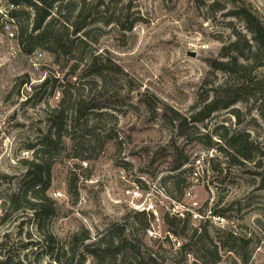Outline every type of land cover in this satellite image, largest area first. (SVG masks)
<instances>
[{
    "label": "rangeland",
    "instance_id": "obj_1",
    "mask_svg": "<svg viewBox=\"0 0 264 264\" xmlns=\"http://www.w3.org/2000/svg\"><path fill=\"white\" fill-rule=\"evenodd\" d=\"M128 1L104 0V5L93 12L97 20L88 27L92 51L102 60L116 63L122 74H109L110 82L106 85L95 79L97 86L90 92L92 78L78 79L82 65L75 76H70L68 69L60 70L53 64L52 56L41 48H35L30 55L23 54L17 33L15 39L8 40L0 28V264L51 262L48 246H35L40 236L31 208L26 206L12 212L4 221L1 217L9 205V197L17 194L27 181L26 166L21 162L33 158V150L27 145L35 143L46 131L49 112L58 102L60 85L66 83L83 87L78 90L81 93L96 96L101 108L94 110L89 119H94L97 133L106 143L86 163L67 156L70 152L67 138L65 147L55 155L52 183L47 192L55 201L54 214L41 224L44 232L52 233L58 240L56 246H64L74 233L84 229L91 236L87 243L92 242L110 224L122 223L132 210L122 190L136 185L141 200L152 198L156 215L152 214L150 229L134 232L143 242L142 251L153 253L161 263L197 261L193 254L183 256L177 250L184 237L170 235L169 241L164 239L162 213L178 212L183 217L181 214L189 211L190 225L205 224L217 243L230 229L249 238L247 264H264V160L257 166L264 158L257 154L253 161L231 165L229 158L216 152L207 162L206 153L210 149L204 143L206 134L213 141H220L212 132L223 125L231 132H248L264 151L260 100L257 96L243 98L227 109L213 112L203 122L190 121L202 105L204 94L213 97V90L229 80L227 73L215 70L210 61L223 59L222 47L238 33L251 37L244 23L231 14L236 4L233 0ZM246 1L264 20V0ZM6 9V1L0 0V10ZM120 10L122 18L136 21L129 31L102 21ZM242 61L249 69L252 67L251 75L264 76V57L254 62V54H250L249 60ZM46 79L48 87H37ZM141 96L148 98L157 110H151ZM262 103L264 107V100ZM166 107L169 109L164 110ZM170 109L186 120L184 125L170 120ZM174 145L189 159L197 154L203 156L207 171L201 173L191 198H181L182 210L173 211L177 192L170 182L163 184L162 179L169 174ZM220 145L224 147L223 141ZM73 178L75 186H70ZM184 186L185 191L189 183L184 182ZM54 191L62 196L54 199ZM207 209L220 213L225 221L215 224L205 217L193 218L194 214L203 217ZM78 249L82 251V246ZM219 254L221 261L216 264H241L232 252L219 249ZM85 255L84 264H94L92 256ZM66 258L62 259L68 262Z\"/></svg>",
    "mask_w": 264,
    "mask_h": 264
},
{
    "label": "trees",
    "instance_id": "obj_2",
    "mask_svg": "<svg viewBox=\"0 0 264 264\" xmlns=\"http://www.w3.org/2000/svg\"><path fill=\"white\" fill-rule=\"evenodd\" d=\"M6 1L15 6L8 14L15 21L19 47L23 54L30 55L35 48H41L52 56L53 64L59 66L60 70L68 69L70 76H75L80 69L79 66L82 65L77 78H92L91 83H88L89 92L97 86L95 79L106 85L110 82L109 74H122L121 68L116 63L108 59L102 60L99 55L94 54L90 43L91 29L88 27L97 20L93 12L97 6L104 5V0H93L94 5H90L92 0ZM233 1L236 7L231 14L244 23L251 37L248 39L244 34L238 33L233 41L222 47L220 57L223 59L210 61L211 67L227 73L229 80L213 90V97L210 98L208 93L204 94L202 105L190 117L191 122H203L213 112L227 109L243 98L251 96H257L260 100V112L264 119V107H262L264 76L258 78L251 75L252 67L249 69L248 64L242 61L249 60L250 54H254V62L264 57V20L246 0ZM128 2L131 3L132 0ZM123 16L120 10L118 13H111L102 21L105 25L114 24L123 31H129L136 21H129L126 16L122 18ZM60 86L58 102L49 112L46 131L35 143L27 145L28 149L33 150V158L21 161L26 166L27 181L17 194L9 197V205L5 208L6 212L1 219L7 220L9 214L26 206L31 208L37 218L36 228L40 236L35 246L40 247L43 244L48 246L50 264H84L85 254L92 256L94 264H163L153 253L142 251L143 242L134 232L137 230L146 232L150 229L154 219L152 213L129 210V213L123 217L122 223L110 224L103 232L98 233L96 240L89 243L87 242L90 241L91 236L85 229L74 233L64 246H56L58 240L55 236L43 231L41 223L54 214L55 201L47 192L52 183V164L55 155L65 147L64 139L67 138L70 142V152L66 153L67 156L78 162L89 160L96 153L95 151L101 152L106 143L103 136L97 133L98 128L94 119H89V116L94 114V110L101 108L96 96L81 93L78 90L83 87H76L70 83ZM37 87H48V80H44ZM141 101L148 106L151 105L149 99L144 96H141ZM150 108L153 111L157 110L154 104ZM167 109L169 107L164 110ZM170 110L172 112L170 120L179 121L180 126L184 125L186 120L181 118L178 112ZM212 133L223 141L224 147L220 145V141H213L208 134L204 135L206 147L214 148L225 158H229L231 165L253 161L257 154L260 158H264V151L259 149L258 144L246 131L231 132L220 125ZM263 160L261 159L257 166L260 167ZM188 161V155L174 145L169 174L162 179V182L171 183L173 190L177 192L175 197L177 203H180L184 196V182L189 170L186 169ZM213 168L216 170L215 167ZM75 181L76 178H73L70 186H75ZM183 215L185 216L169 211L162 213L161 220L166 227L164 239L169 241L170 235L175 238L184 237L185 240L177 250L183 256L193 254L197 260L193 264L220 262L219 249L232 252L240 259L241 264H247L249 255L246 249L251 243L249 238L241 237L230 229L224 232L222 239L217 243L208 233L205 224L193 227L190 225L191 213L185 211ZM129 218L132 221H128ZM128 227L133 229L129 230ZM79 246H82V251H79ZM64 257H67L68 262L62 259Z\"/></svg>",
    "mask_w": 264,
    "mask_h": 264
},
{
    "label": "built area",
    "instance_id": "obj_3",
    "mask_svg": "<svg viewBox=\"0 0 264 264\" xmlns=\"http://www.w3.org/2000/svg\"><path fill=\"white\" fill-rule=\"evenodd\" d=\"M6 1V0H5ZM6 11L0 10V28L2 33L4 34L5 38L8 40H13L16 37V24L14 19H12L8 12L11 9H14L15 6L7 3L6 1ZM33 65L36 67V63H33ZM217 150L214 148H211L204 156L206 157L207 162L210 161L211 157H213L214 153H216ZM186 166H190V169L188 170L186 174V182L189 183V187L184 192L185 198H191L193 187L198 183L199 179L201 178V173L204 171V157L200 155H193L190 157L188 164ZM207 171V169H205ZM122 195L125 199V202L130 206V208L134 211H144L146 213H152L156 215V211L154 209V201L150 196H147L143 200H141L142 194L138 186H128L126 188H123ZM62 196V193L59 191H54L52 193V197L54 199H57ZM84 197L81 199L83 200ZM85 199V198H84ZM84 201V200H83ZM174 210H182V205L180 203L173 204V211ZM178 213V212H177ZM179 214V213H178ZM181 214V213H180ZM203 217H201L199 214H194L193 218H206L208 221L213 222L215 224H221L225 221V217L222 216L220 213L214 212L213 209H207L203 213ZM183 215V213L181 214Z\"/></svg>",
    "mask_w": 264,
    "mask_h": 264
},
{
    "label": "water",
    "instance_id": "obj_4",
    "mask_svg": "<svg viewBox=\"0 0 264 264\" xmlns=\"http://www.w3.org/2000/svg\"><path fill=\"white\" fill-rule=\"evenodd\" d=\"M190 56H191V57H193V56H194V53H193V52H191V53H190Z\"/></svg>",
    "mask_w": 264,
    "mask_h": 264
}]
</instances>
